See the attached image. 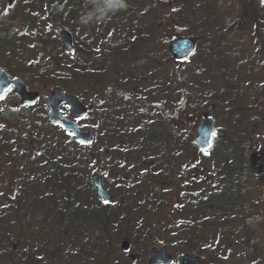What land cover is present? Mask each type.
<instances>
[{
    "label": "rangeland",
    "instance_id": "1",
    "mask_svg": "<svg viewBox=\"0 0 264 264\" xmlns=\"http://www.w3.org/2000/svg\"><path fill=\"white\" fill-rule=\"evenodd\" d=\"M27 1L0 0V29L6 24L11 34L7 46L0 39V69L9 70L13 77L23 79L30 89L40 92V98L30 107L0 109L3 129L0 139L10 144L1 154L5 160H1L0 165V214H3L0 237L4 229L11 231L12 227L7 224L24 235L20 241L11 242V249L1 247L0 256L8 252L20 256L21 262L31 256L42 264H115L118 261L120 264H147L149 251L154 246L167 248L174 259L172 264H177L187 253L199 255L206 264H217L221 259L223 264L251 263L253 259L249 256L236 261L242 254L240 246L212 249L208 242L201 241L218 236L221 227L213 225L214 215L226 219L222 226L233 231H238L244 222L254 221L264 236V104L259 103L264 98V33L257 34L264 32V9L256 7L264 0L246 1L253 14L261 11V23L255 25L250 19L246 29L235 27L232 32L221 30L238 19V0H162V5L158 3L161 0H128L126 10L109 13L103 20L94 18L84 31L73 28V21L68 23L67 29L74 40L78 37L86 43V39H92L95 52L100 53L104 61L110 59L111 53L117 64L109 74V81L106 79V83L95 90L80 87L82 92L78 97L92 107L89 115L79 120L80 125H96L99 112L111 106L114 114L121 117L130 112L145 115V126L140 128V133L152 139L150 144L147 141L137 149V141L132 142L134 139L127 138L120 145L116 137L108 138L104 145L111 151L108 160L111 164L106 163L104 173L94 160H84L88 152L84 146L71 160L80 169L81 196H88L84 203L90 206L102 205L93 195L90 184L94 173L102 174L104 187L114 197L109 202V207L115 208L110 231H102L96 225L92 231L91 225L84 224L68 228L67 222L61 227L58 217L45 215L44 209L52 206L51 195H54L53 209H61L65 203L70 204L72 198L67 195L71 193L51 190L49 184L56 180L50 174L53 165L50 167L45 161V155L49 154L35 146L24 148L20 143L23 137L9 134L19 129L28 135V129L32 128L23 112L32 110L37 117L45 115L46 118L48 95L54 86H61L44 79L38 86L32 72L25 71L24 76L21 69L36 61L39 69L50 70L48 67L53 62L46 58L49 51L57 53L62 60L71 59L68 53H62L64 50L53 25L56 21L61 23L62 18L49 17L52 1L39 0L45 7L42 27H38L37 22H29L36 14L30 17L25 13ZM80 4L81 0H67L61 13L68 19L72 9ZM84 5L87 10L83 13L93 10V0H84ZM30 11L34 12L31 8ZM213 30L218 31L215 44L211 43ZM147 36L153 38L147 41L143 38ZM178 36L198 41L195 54L179 69L170 58L169 50L171 40ZM134 41L133 53L125 52ZM75 58L80 59V56L77 54ZM130 70L135 71L133 80L127 75ZM110 83L115 90L109 91ZM63 89L74 93L70 88ZM131 90H137L138 101L141 99L147 105L132 103L127 95H118L119 91L129 95ZM105 96H110V103L106 105L102 104ZM6 104L7 100H1L0 108ZM62 113L68 115V108L64 107ZM204 114L214 118L217 133L223 136L218 139V148L201 155L192 140ZM32 119L33 124H37ZM256 120L259 126L247 131L245 124H254ZM19 123L23 127L16 126ZM48 137L50 139L47 135L46 140ZM17 139L18 149L14 152ZM241 139L250 142L246 156L238 153ZM115 145L120 146L121 152L115 150ZM149 146L157 149L151 153ZM248 161L253 167L246 170L243 185H238L241 174L237 170L227 172V166L235 167L239 162ZM244 188L247 194L242 192ZM219 202L231 205L233 211L226 213L229 207L216 206L221 205ZM70 211L68 208V216ZM191 232H203L204 236L192 241L186 251L185 243L191 238ZM225 237L238 239V243L242 240V235ZM124 239L130 242L129 251L120 249ZM263 245L264 242L258 245L260 258H263ZM200 247L207 250L200 254ZM3 260L0 258V262Z\"/></svg>",
    "mask_w": 264,
    "mask_h": 264
},
{
    "label": "trees",
    "instance_id": "2",
    "mask_svg": "<svg viewBox=\"0 0 264 264\" xmlns=\"http://www.w3.org/2000/svg\"><path fill=\"white\" fill-rule=\"evenodd\" d=\"M51 1L52 2L50 4L49 17L52 18V20H54L53 19L54 15H56L58 18H62L61 23H57L56 21L53 24L55 31H57L59 27L67 28V26H69L68 23L71 21H73V25H74L73 28H76L79 31L80 30L84 31L86 27L90 25V23L87 24L82 23V17L86 15L83 12L87 10L84 5V0H81V4L78 6V8L72 9L73 13L70 15V18L68 19L61 13L62 6H60L59 0H51ZM182 1H186V0H182ZM238 1L240 2V9H239L240 13L239 16H237L238 19L236 21L229 22V24L226 25V28H223L221 30L222 32H226V31L232 32L234 31L235 27L246 29L249 26L250 19L254 20L255 25L261 23L259 17L262 14L261 11H259L258 14H253L252 9L249 8L248 3L246 2L247 0H238ZM261 2L262 1L258 2L256 5L258 10L264 9V3ZM158 3L162 5L163 1L161 0ZM46 5L48 6V2H46ZM164 5H168V3H165ZM88 7H91V5H89ZM30 8L33 9L34 12L30 11ZM24 11L25 13H29L30 17H32L33 13H35L36 14L35 19L34 20L32 19L29 22L30 23L37 22L38 23L37 26L42 27V23H43L42 14L45 13V7L43 4H40L39 0H28L27 5L24 8ZM221 19L223 20V17ZM263 33H264L263 31L261 33L257 32L258 35H261ZM212 35L213 36L211 38L212 41L211 43L215 44V40L218 36V31L213 30ZM143 38L148 41L153 37L147 36ZM0 39L6 43V46L11 39L10 28L9 26H6V24L2 26V29H0ZM82 41L84 40L79 39L78 37L77 39L74 40L75 50L72 54L68 53V56L71 57L70 60H62L61 58H58L57 53L49 51V54L47 55L46 58H48V60H52L53 62L52 66L48 67V69L51 68L50 70L46 71V69H39L38 66L39 63L33 61L31 63L29 62L30 65L28 67H24V69H21V71H23L24 76L26 73L25 71L32 72L33 81H35L36 85L38 86H41L39 82L44 79V81H51L52 84L55 83L60 84L65 89L70 88L71 91L76 93L78 96L81 94L80 92H82V90L80 89V87L82 86L85 88V90H95L97 86L102 85L104 81L106 83V79L108 80L110 72L114 71L113 68H116L117 66L116 60H114L111 57L112 54L109 53L110 54L109 57L111 60L105 59L106 61H104L101 57V54L95 52V49H93L92 39L89 40L86 39V43ZM259 41L263 42L261 38L259 39ZM135 42L136 41H134V44L130 43V46L125 48V52L135 50L136 48ZM44 43L46 45V42ZM197 46H198V41H197ZM120 52L116 51L117 54ZM62 53L67 54L65 51H63ZM77 54L80 56V59L75 58V55ZM170 58H172L171 55ZM112 65L114 67H112ZM179 68L182 67H178V69ZM20 73L22 74V72ZM20 73L18 74L20 75ZM127 75L128 78L133 80L135 78V71L130 70L128 71ZM70 84H72L76 88L72 89ZM111 84L112 83L109 84V91L115 90L113 88V85ZM119 92L121 94L118 93V95L120 96L127 95V98L129 99L128 101H131L132 103L137 102L141 106L147 105L141 99L138 101L137 90H131V93L129 95L126 94L125 91H119ZM262 99L263 100H259V103L264 104V98ZM109 101H110V96H105L102 99V104L104 105L109 104L110 103ZM150 106L151 105L148 104V107ZM105 109H106L105 111L99 112L97 118L98 120L97 124L91 126V129H93L95 134L94 142H92L90 145H84V147L88 148V152L86 153L84 160H91V159L94 160V162L97 164L99 168L104 167L106 163L111 164L110 162H108V160L110 159L109 155L111 151L107 146H104V143L108 138L116 137L118 139L117 142L121 145L125 143V140L127 138L135 139V137L141 136L142 134L140 133L141 132L140 128L145 126V121L143 118L145 117V115L142 116L137 113L130 112L129 114H125L121 117L120 115L114 114L113 108L111 106L106 107ZM89 110L90 113L92 107H90ZM23 113L26 115L27 119L30 120L29 125L32 129L31 130L28 129L29 134L25 135V133L20 132L19 129H14L10 131L9 134L13 133L16 138L23 137L20 143H22L21 146H23L24 148L27 147L30 149L31 147L33 148L35 146L38 149H40L41 152H45L49 154V155H45V161L50 165V167L51 165H53V169L50 172V174L55 176L54 179L56 180V182L51 183V185L49 184L51 190L54 193H56L57 190H63L64 192L66 191L65 192L66 195L71 193L67 195V196H71L72 198L70 204L67 205V203H65L66 206H63L61 209L59 208L53 209V206H55L53 205L54 201H52L54 195H51L52 204L50 205L52 206H49L48 208L44 209L45 215L50 217L52 216L54 218L58 217L59 225L61 227L64 222H67L66 225L68 224V228L70 227L76 228V227H80L81 224H84L86 226L91 225L92 231L94 225L101 227L102 231H110L111 225L113 223L112 219L114 218L115 215V208L109 207V202L101 203L102 205L99 207L95 205L90 206L87 203H84V200L88 196L87 197L81 196L82 192L80 191L81 187L78 180L80 178L81 172L78 166L74 165V163L71 160L74 158L77 152H79V154L81 153L80 149L82 145H80L73 139L71 133L64 132L60 125L51 123L49 119H47V117L45 118V115L40 116L39 118L34 114L35 112L32 110ZM32 118H34L37 121V124H33ZM114 120L116 122H114ZM254 122H255L254 124L251 123L245 124L247 131L250 130V127L259 126L257 125L258 123L257 120ZM16 126L23 127L20 123L16 124ZM164 129L166 130L165 127ZM164 129L163 131H165ZM1 130L3 129L0 126V132ZM246 133L247 132L245 131L244 136L246 135ZM47 135L50 136V139L48 137V139L46 140ZM221 136L223 135H221V133L218 132L217 137L215 138L214 148H218V139ZM245 137L247 138V136ZM100 138L103 139L100 140ZM148 138H149L148 144H150V142H152L151 136L148 135ZM152 138H154V136ZM132 142L134 143V140ZM14 143H15V147L12 149V151L17 152L19 139L15 140ZM100 144H102V146L98 147V145ZM170 144H172V142ZM249 144L250 142L248 140L241 139V142H239V146H238L239 156H246L248 154ZM151 145L153 146V144ZM9 146L10 144H6L2 139H0V165L2 164L1 160L3 161L5 160V157H1V154L4 153V148H8ZM152 146H149V152L151 153L157 149V147L152 148ZM115 150L117 152H121L120 146L115 145ZM56 160H61L62 163L53 164V162H55ZM31 162L32 159H30L29 163ZM199 166H201V164H199ZM251 167H253V165L250 161H248L245 164L244 162H239L238 166L235 167L227 166V172L237 170L241 174V178L240 180H238L239 181L238 185L241 184L242 186L245 180L246 170H249V168ZM0 172H2L1 167H0ZM86 190L87 188L84 189V191ZM239 192L237 191L238 195H240ZM242 192L244 194H247L245 188L242 190ZM65 200L67 201L66 198ZM219 203L221 205L217 204L216 206L229 207L228 209H230V211H225L226 213L233 211L230 207L231 205L223 202H219ZM210 207L211 206L208 205L207 209H210ZM237 207L238 205H234V208ZM68 208L71 210L70 216H68ZM1 215L3 214H0V216ZM0 219H2V217H0ZM225 221L226 219L214 215L213 225L221 227L220 231L216 230L218 236H209L207 239L201 242L202 243L208 242L209 246L212 249L216 247L236 248L240 246L242 250V254L236 259V261L241 258L247 259L249 256L253 260L251 263L248 262L247 263L255 264L253 258L254 256L258 264L259 263L264 264V251L263 250L261 251L263 258L258 257L259 255L257 252V250H260V247H258V245L261 246L262 243L264 242V236L260 232L259 225L256 226L257 223H254V221L252 222L248 221V222H244V224L240 227L238 231H233L230 228H226L222 226L224 225ZM7 225L11 226L12 228H10L11 229L10 232L4 229L3 231L4 234H2L3 237H0V243H1L0 248L4 247L5 249L6 248L11 249V245H10L11 242H13V240L15 239L20 241L21 239L24 238V235L21 233L18 234L15 230V226H12L11 224H7ZM240 235H242V240L240 243H238V239L225 237V236H233V237L235 236V238H237ZM201 236H204L203 232H191V238L188 240V242L185 243V250L186 251L188 250V247L192 241H197V239ZM113 245L116 246V244ZM100 246L101 249H104L105 247L103 244H101ZM198 250H199L198 253L201 254L205 252L207 249L205 247H200L198 248ZM0 258H4L3 262H0V264H42L36 261L35 259H33L31 256H29L25 260V262H21L22 258L20 256H15L14 254L8 252L1 254ZM103 260L105 261V259ZM222 261L224 260L221 259L217 264H219ZM115 264H120V263L118 261Z\"/></svg>",
    "mask_w": 264,
    "mask_h": 264
},
{
    "label": "water",
    "instance_id": "3",
    "mask_svg": "<svg viewBox=\"0 0 264 264\" xmlns=\"http://www.w3.org/2000/svg\"><path fill=\"white\" fill-rule=\"evenodd\" d=\"M64 0H61L63 2ZM59 36L64 48L72 52L74 50L73 36L65 28L59 29ZM196 42L188 37H178L171 42V53L177 61L189 56L194 51ZM15 84L16 92L21 96V103L34 102L39 96L38 91H28L26 85L20 81H11L6 71L0 70V96ZM67 105L69 107V114L72 118L84 116L88 108L81 102V100L72 93H66L60 86H55L50 91L47 101L49 109L48 118L54 122L61 124L66 131L74 134L75 138L81 142L88 143L92 140L93 133L90 130H80L71 117H66L61 114V107ZM198 136L196 142L201 150H207L212 145L213 135L215 133V125L213 119L206 115L202 118L197 130ZM93 184L97 190V195L102 200L111 199L112 196L103 188L100 175L95 174L92 178ZM130 247L129 241L121 243V249L127 250ZM172 256L170 252L163 247H154L151 249V256L148 264H170ZM178 264H205V261L199 256L192 257L185 254L179 258Z\"/></svg>",
    "mask_w": 264,
    "mask_h": 264
},
{
    "label": "clouds",
    "instance_id": "4",
    "mask_svg": "<svg viewBox=\"0 0 264 264\" xmlns=\"http://www.w3.org/2000/svg\"><path fill=\"white\" fill-rule=\"evenodd\" d=\"M93 10L82 17V23H89L94 18L96 20H103L108 18L109 13H116L118 11L126 10L129 7L128 0H116L115 3L110 4L109 0H93Z\"/></svg>",
    "mask_w": 264,
    "mask_h": 264
},
{
    "label": "flooded vegetation",
    "instance_id": "5",
    "mask_svg": "<svg viewBox=\"0 0 264 264\" xmlns=\"http://www.w3.org/2000/svg\"><path fill=\"white\" fill-rule=\"evenodd\" d=\"M9 73H10V77L12 79H16L15 77L12 76L10 71H9ZM1 100H7V104L4 107L0 108L1 110H4V111H6V109H8V108L10 110H15V109H17L19 107H23L24 106V105H22L20 103L21 97L15 92V87L14 86H12L10 88V90H8L6 92V94L3 96V98ZM15 100H17V101H15ZM100 139L102 140L103 138H100ZM101 146L102 145H100V147Z\"/></svg>",
    "mask_w": 264,
    "mask_h": 264
},
{
    "label": "snow or ice",
    "instance_id": "6",
    "mask_svg": "<svg viewBox=\"0 0 264 264\" xmlns=\"http://www.w3.org/2000/svg\"><path fill=\"white\" fill-rule=\"evenodd\" d=\"M116 0H109V3L112 4V3H115Z\"/></svg>",
    "mask_w": 264,
    "mask_h": 264
}]
</instances>
